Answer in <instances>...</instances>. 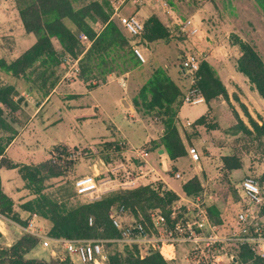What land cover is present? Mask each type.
I'll use <instances>...</instances> for the list:
<instances>
[{"label": "rangeland", "instance_id": "obj_1", "mask_svg": "<svg viewBox=\"0 0 264 264\" xmlns=\"http://www.w3.org/2000/svg\"><path fill=\"white\" fill-rule=\"evenodd\" d=\"M138 4H134V0H126L121 11L125 15L133 14L135 7H139V10L142 8L139 17L143 23L151 15H156L168 29L171 38L167 42L158 41L152 44H147L139 38H131L132 47L138 45L145 48L146 62L141 63V66L131 67L129 76L123 77L124 82L116 84L114 81L109 87H105L108 81L110 83L113 81L108 78L106 83L101 85L102 89L93 94L97 99H100L101 93L112 94L104 99L106 101L101 117H94L90 109L84 112L74 110L70 113L68 103H63L55 96L36 118L29 121L31 111L35 107V100L32 101L26 96L30 91L29 85L33 87V84H36L42 93L45 89L49 91L51 84L58 77L57 74L69 69L73 63L56 69L55 75L50 71L40 78L38 77L40 71L35 70L26 79L24 77L16 79L0 67V87L15 86L22 98L21 106L26 111L23 116L14 117L15 122L10 121L18 134L23 126L25 128L22 136L9 148L7 158L31 165H39L54 159L55 163L65 167L63 176L52 179L46 184L45 192L57 198L60 197L62 188L76 192V181L87 175H99L97 181L100 184V196L124 188H134L138 184L122 186L127 178L125 171L120 168L121 164L132 173L131 178L137 176V172L131 165L136 161L131 154L129 157L121 154L126 151L119 146V143L126 138L135 149L144 148V142L152 141L156 136L158 139L161 138L164 126L160 118L158 119L154 114L148 115L142 110H137L132 100L129 99L128 104L125 102L122 108L115 103V98L118 96L127 98L128 91L138 95L154 70L167 66L172 71H177L183 56L197 53L202 61L206 60L211 64L231 96V104L225 103L221 98L209 104L183 105L180 109L177 119L182 120L181 122L186 120L195 122L206 114L204 125L201 127L196 128V124L192 123L191 126L184 128L185 133L189 134L192 140L190 145H193L200 155V163L195 165L189 156L178 161L168 160L169 170L165 172L156 151L151 154L148 161L153 164L160 177L162 176L183 197L186 196L182 190L183 185L199 175L205 185V199L210 201V205L219 207L224 219L223 224L228 231L235 225L237 213L241 208L239 195L244 179L247 177L264 179V147L258 150L257 144H253L245 148L242 134L233 136L228 130L236 122L233 109H236L249 125L248 119L233 96L248 109L254 119L264 124V100L250 82L238 72L237 61L240 51L234 45V37L237 36L244 42L254 45L264 60V12L255 0H143ZM188 20L198 28L196 34L184 28L183 24ZM36 41L35 35H27L25 32L15 0H0V60H5L7 63L14 62ZM179 75H182L180 69ZM186 80L187 78L184 77V81ZM131 82L133 83L130 86ZM188 86V81L183 83V94ZM75 87H78V84ZM15 99L18 100L20 97ZM115 109L118 111L116 112ZM133 109H136L138 114H133ZM83 117L86 119L79 121ZM9 136L10 133L0 131V144L5 145ZM60 144L66 146H60L61 149L57 152L58 146H54ZM234 152L243 159L244 167L229 173L225 170L222 159L233 155ZM68 161L72 164L67 168L65 164ZM175 170L181 174L180 179L174 177ZM2 171L3 174L6 172L4 169ZM144 172L148 174L147 171ZM105 181L107 184L104 185ZM155 183L160 182H154V185ZM112 188L114 190L104 192ZM4 189L14 201V211L19 215L21 224H27L28 227L29 222L32 221L41 233L49 234L50 227L44 219L31 216L21 218L24 212L21 206L34 196L25 188V182L21 179L18 170L10 171L4 176ZM95 200L96 195L85 197L76 195L70 199V206L75 207ZM127 215L129 218L133 216L129 212ZM0 221L3 223L2 232L6 235L3 239L4 246L14 244L26 234L20 228L23 225L11 219L0 218ZM135 248L137 245L117 243H111L106 247L109 256L115 253L123 254ZM176 250V259L170 264H190L184 257L188 253V247L180 244ZM51 254V250L38 245L30 257L55 259ZM220 263L232 264V261L222 256Z\"/></svg>", "mask_w": 264, "mask_h": 264}, {"label": "trees", "instance_id": "obj_2", "mask_svg": "<svg viewBox=\"0 0 264 264\" xmlns=\"http://www.w3.org/2000/svg\"><path fill=\"white\" fill-rule=\"evenodd\" d=\"M255 1L264 12V0ZM15 2L25 32L37 38L36 43L14 62L0 60V67L16 79L23 77L26 79L35 70L41 72L38 73L39 78L50 71L55 75V70L65 65V60L70 58L79 60L80 79L86 82L96 79L98 84H105L108 76L128 73L131 67L141 64L133 53L132 39L126 35L118 21L112 18L113 9L108 0H15ZM135 8V13L126 15H135L139 7ZM82 34L92 43L88 50L81 42ZM170 38L168 29L156 15H151L145 21L144 31L139 37L147 44L167 42ZM234 45L240 51L237 61L238 72L264 100V60L254 45L244 42L237 36L234 37ZM199 75L201 80L198 85L207 104L221 98L225 103L231 104L225 85L208 61L201 60ZM57 80L58 78L52 83L51 88L56 86ZM184 94L166 69L161 67L154 70L134 100L137 109L148 115L154 114L160 118L164 126L161 138L150 142L147 145L148 150L152 152L164 150L171 161L188 157L187 148L193 147L190 145L192 142L190 135L185 133V142L184 130L178 126L180 121L177 116L184 105ZM16 97L20 99L16 100ZM233 98L240 105L249 125L240 117L237 110L233 109L236 122L228 130L233 136L242 134L245 148L257 144L259 150L264 147V124L254 119L237 97ZM21 101L22 98L15 86L0 87V131L10 133L6 144H0V171L18 170L25 182V188L34 196L24 203L21 209L29 215H36L47 221L51 237L68 240L120 239L121 232L114 227L110 214L122 206L135 218H139L140 214L148 219L150 212L158 210L171 226L175 225L171 219L172 208L180 197L161 183L120 189L104 194L98 200L75 207L70 206V199L76 196V192L69 188H62L59 198L46 193L47 182L63 176L65 167L55 163L54 159L39 165L17 164L5 154L8 146L18 135L10 121L20 112ZM204 120L203 116L195 121L196 128L204 125ZM56 148L57 152L61 149L60 146ZM222 162L229 173L244 167L243 159L236 152L223 157ZM71 164V161H68L65 165L68 168ZM182 190L189 198L202 195L204 188L200 177L190 179L183 185ZM209 212L213 223L218 225L224 223L217 205H210ZM262 215L264 217V207ZM0 216L21 224L19 215L14 211V201L4 192L1 174ZM3 239L4 236L0 232V264H71L66 255H58L55 259L30 257L40 245V240L33 235L25 234L11 246H4ZM235 259L236 262L232 261V264H264V259L255 256L248 247L242 248L235 255ZM173 261L175 258L170 252L166 255L159 251L141 260L137 248L109 256V264H170Z\"/></svg>", "mask_w": 264, "mask_h": 264}, {"label": "built area", "instance_id": "obj_3", "mask_svg": "<svg viewBox=\"0 0 264 264\" xmlns=\"http://www.w3.org/2000/svg\"><path fill=\"white\" fill-rule=\"evenodd\" d=\"M108 1L113 9L112 18L117 19L123 31L130 38H139L144 31V23L137 14L125 15L122 13L121 9L126 0ZM142 1L134 0V4ZM183 26L192 34L198 32V28L195 27L191 20L186 21ZM81 42L86 48L92 44L84 34L81 35ZM132 50L141 63L146 62L142 47L133 46ZM201 60L199 54L188 53L180 63L181 71L189 83L184 94V105L196 106L206 103L198 85L201 80L199 75ZM67 61L75 63V74L78 75L79 60L74 61L69 58ZM191 125L190 121H180L178 123V126L183 130ZM119 146L131 154L133 159L141 162V165L135 169L137 176L134 178H131L132 173L127 170L124 164L120 166L125 171L127 178V181L122 186H135L138 178L147 176L142 164H147L149 152L146 148L135 149L125 141H121ZM187 149L191 162L195 165L200 163L201 158L195 147L191 146ZM98 176L87 175L78 179L75 185L76 195L84 197L96 195V200L100 199ZM174 177L180 179L181 174L175 170ZM201 183L204 188L202 195H197L193 198L181 197L172 208L171 219L175 222L173 226L158 210L150 212L148 219H145L140 214L139 218L134 216L129 218L127 215L128 211L122 206L110 214L114 227L121 232L120 239L68 240L65 238H53L49 234L41 233V231L36 229L32 221L29 222L28 227L23 226L20 228L26 234L37 237L44 249L51 250L53 258H57L58 255H66L70 259L71 264H109V254L106 249L109 243L137 245V254L141 260L156 251L166 255L170 252V255L176 259V249L180 244L188 247V253L184 257L190 264H221L220 257L222 256L234 261L235 255L245 247H248L255 256L264 259V217L262 215L264 207V179L255 177L244 179L239 195L241 208L237 213L235 225L228 231H226L224 224L218 225L212 222L209 212L210 201L205 199V185L202 179ZM105 184H107V181L104 182ZM30 216L37 218L36 215ZM0 218L2 217L0 216ZM90 224L92 225V219Z\"/></svg>", "mask_w": 264, "mask_h": 264}, {"label": "crops", "instance_id": "obj_4", "mask_svg": "<svg viewBox=\"0 0 264 264\" xmlns=\"http://www.w3.org/2000/svg\"><path fill=\"white\" fill-rule=\"evenodd\" d=\"M141 9L138 10L137 13H136L138 16L141 15ZM90 47H91V45L89 47H87V48L85 47V49L88 50ZM144 50H145V48H144ZM67 60L68 59L65 60V65H63L62 68L64 66H66L67 64L68 65L71 64V63H73V64H72V66L70 65L71 67L69 69H67L66 71H62L61 73L57 74L58 80H57V84H56V86L54 88H51V86H50V90L49 91L48 90L46 91V89H45V90H43L44 92L42 93V91H40L38 89V86L36 84H33L34 85L33 87H31L29 85L30 91H29V93H27L26 96H29L32 101L35 100L34 101L35 102V107L31 111V114H30V117H29V121L32 120L33 118H36L45 109L46 105H48L50 103L51 99L53 97H55V96L60 98L63 103H68V107H69V112L70 113L73 112L74 110H79V111L84 112L85 110H89L90 109V112L92 114H94V117H101L102 113L104 112L103 105H104V102L106 101L104 99H105V97L107 95L109 96V95H112V94L101 93L100 99H97L93 94L98 92L99 89H102V86H101L102 84H98L99 82L96 79L91 80L89 82H86L85 80L80 79L79 74L78 75L75 74V63L67 61ZM74 61H76V60H74ZM78 65H79V63H78ZM138 66H141V64H139ZM164 69H166V72L168 73V75L172 78V80L177 85L180 86L181 89H182L183 83H187L188 80L184 81V77H183L184 75H183V73H182L180 68H178L177 71H172L170 68H167V66H165ZM179 69H180V73L182 75H179ZM129 74L130 73L128 72V73L121 74V75H115L114 74L115 77H114V75L108 76V78L112 79L113 81H111V83L108 81V83L105 85V87L106 86L109 87L111 84H113L114 81H116L115 82L116 84L119 83V82H124L125 80L123 79V77L124 76H129ZM53 82H55V81H53ZM133 82L130 83V86H131V84ZM76 84H78V87H75ZM79 85H81V86H79ZM82 85H83V88H82ZM130 91H131V89H130ZM136 96L137 95H133L132 92L129 93V91H128V97L127 98H123L121 96H118L117 98H115L116 99L115 103L117 105H120L123 108L124 107V103L126 102L128 104V100L129 99L132 100V103L134 104V100H135ZM230 98H231V96H230ZM204 104H206V103H204ZM130 109H131V107H130ZM115 110H116V112L118 111V109H115ZM25 112L26 111L24 110V108H22V106L20 104V112L17 113L16 116H18V117H19V115L23 116L24 114H26ZM132 113L136 115V114H138V111H136V109H133ZM205 115H203V116H205ZM73 118H75V117H73ZM84 119H86V118L85 117L80 118L79 121L84 120ZM15 120L17 121V119H15ZM186 121H190V120H186ZM70 123L72 124L73 121H71ZM191 123H194V122H191ZM24 128H25V126H23L22 130L20 131V133L16 136L14 141L6 149V152H5L6 157L8 156L9 148L14 143H16L18 141V139L22 136V131L24 130ZM183 137H184V140H185L186 139L185 131H184ZM157 140H159V139L156 136V138L154 140L144 142V146H145L144 148H146V150L149 152V157L151 156V154L154 151L153 152L149 151L147 145L150 144V142H154V141H157ZM121 141H125L126 143L129 144V142L126 140V138H123ZM185 142H186V140H185ZM56 146H66V145L60 144V145H55L54 147H56ZM156 153L159 156V160L162 161V165H163L164 161H166V163H167L168 160H170L168 158V156L166 155L165 151H164L163 155H161V150L156 151ZM121 154L124 155V156H127V157L130 156V154L128 152H124V153L122 152ZM11 161H13L14 163H17V164H21L20 162L18 163L17 161H14V160H11ZM135 161L136 162L131 163V165L136 169L137 166L141 165L140 164L141 162L139 163L138 160H135ZM23 165H29V164H23ZM142 165H143L144 170L148 172V174H146L147 178L146 177L138 178L137 181H136V184H138V185H150L152 183L154 184V182L159 181L161 184H164L165 186H167V188H169L170 190H174L179 195L180 198L183 197V196H181V194L179 192H177L175 189H173L170 186V184L162 176L160 177L159 173L153 167L152 163H150L148 161L147 164H142ZM167 167H168V165H167ZM4 171H6L4 174L2 173L3 172L2 170L0 171L3 188H4V176L8 172L14 171V170H5L4 169ZM156 176H159L160 178H157ZM155 184H157V183H155ZM111 190H114V188L108 189V190H106L104 192H108V191H111ZM4 192L10 197V195L5 191V189H4ZM22 216L24 217V216H30V215L28 213H26V212H22L21 218H22ZM0 225L3 226V224H1V221H0ZM0 232L3 234L4 237L6 236L4 232H2V231H0ZM8 245H10V244H7V246Z\"/></svg>", "mask_w": 264, "mask_h": 264}, {"label": "water", "instance_id": "obj_5", "mask_svg": "<svg viewBox=\"0 0 264 264\" xmlns=\"http://www.w3.org/2000/svg\"><path fill=\"white\" fill-rule=\"evenodd\" d=\"M163 153H164V150H161V155H163ZM163 170H164L165 172L168 171V167H167V163H166V161L163 162ZM234 261L236 262V259H235V258H234Z\"/></svg>", "mask_w": 264, "mask_h": 264}, {"label": "bare ground", "instance_id": "obj_6", "mask_svg": "<svg viewBox=\"0 0 264 264\" xmlns=\"http://www.w3.org/2000/svg\"><path fill=\"white\" fill-rule=\"evenodd\" d=\"M1 224H3L2 222H1ZM0 227L2 228V226L0 225Z\"/></svg>", "mask_w": 264, "mask_h": 264}]
</instances>
